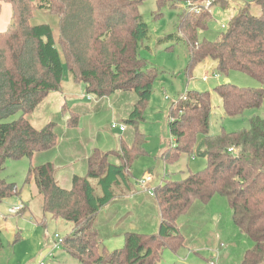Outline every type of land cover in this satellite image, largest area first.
Instances as JSON below:
<instances>
[{
    "label": "trees",
    "instance_id": "16d2710c",
    "mask_svg": "<svg viewBox=\"0 0 264 264\" xmlns=\"http://www.w3.org/2000/svg\"><path fill=\"white\" fill-rule=\"evenodd\" d=\"M226 1L213 0L212 4L224 8ZM143 2L0 0V17L5 4L12 12L11 26L0 31V203L21 193L16 183L1 177L6 162L32 159L36 153L57 146V123L49 121L36 128L27 115L34 113L51 93L62 92L67 71L90 95L101 98L116 91L138 95L125 120L136 130L132 144L120 140L113 150L96 148L88 158L87 174L74 175L71 188L56 181L53 163L29 167L25 183H35L42 196L44 216L49 214L73 225L62 237L61 246L71 258L81 264H158L164 249L177 253L185 245L178 220L194 203L208 204L221 196L232 209L235 224L253 242L241 264H264V117L252 116L248 129L212 134L208 91L190 90L185 99L180 97L171 103L168 118L173 141L161 154L168 164L186 153L206 158L207 165L155 187L154 201L161 213L156 232L127 231L124 245L113 251L103 243L96 227L101 209L133 192L132 167L148 154L147 134L140 126L146 119L160 70L140 55L149 37L140 11ZM175 2L178 0H156L158 15L167 6H176ZM253 3L261 7V13H252V2L240 6L215 41L200 40L199 36L209 25L211 8L186 10L178 24V34L188 49V73L212 58L217 73L225 78L236 70L261 82L259 88L225 80L218 86L228 116L242 115L264 103V0ZM36 12L58 19V36L51 22H35ZM167 36L174 39L178 35ZM16 115L14 120L6 121ZM80 119L78 112L71 111L67 125L78 126ZM111 155L119 158V164L109 160Z\"/></svg>",
    "mask_w": 264,
    "mask_h": 264
},
{
    "label": "rangeland",
    "instance_id": "374dc122",
    "mask_svg": "<svg viewBox=\"0 0 264 264\" xmlns=\"http://www.w3.org/2000/svg\"><path fill=\"white\" fill-rule=\"evenodd\" d=\"M189 1L196 2L197 0H178L177 3L175 2L176 6H167L160 15L157 12L156 0H144L140 6L143 21L149 29L148 40L142 44L140 55L149 64L158 68L160 74L154 83L152 98L145 112L146 119L140 126L147 134L146 149L149 154L134 163L132 167L134 178H141L145 169L152 168L155 169V172L158 170L160 172L165 164L170 178L182 179L188 174L189 169L196 172L207 165V159L199 155L190 157L186 153H182L177 161L169 164L161 157L162 152L168 147V143L173 141L169 129V106L187 91L210 92L212 102L210 133L212 134L248 129L252 116L264 117V103L259 108L247 109L242 115L228 116L224 113L222 98L217 88L224 82L225 76L219 74L218 78L214 77L217 74L214 59L207 58L196 66L192 73H188V49L178 34V24L183 12L190 9ZM247 2H252L253 14L261 13V7L253 3V0H227L224 3V8L212 4L209 7L213 10L212 18L208 27L200 31V40H217L220 34L225 31L231 15ZM11 13L10 5L5 4L0 17V31H5L11 26ZM34 20L35 22H51L54 24L52 27L58 36V19L55 16L46 12H36ZM169 34L178 36L170 39L167 36ZM205 75L209 76L207 81L202 79ZM228 78L233 84L241 87H262L261 82L256 78L240 71H231ZM71 80L69 72L66 71L62 92L51 93L34 113L27 115V118L36 128L43 127L49 121L57 123L56 133L59 143L53 152L58 154V159L61 157L66 161L73 160L74 156L69 149L73 148L74 142L83 144L84 149L81 148L79 152L80 161L76 173L85 175L87 171L81 169V164H84L82 162L84 151L90 143L102 148L106 147V142L111 141V147L116 143L115 148H117L120 138L123 136L132 144L136 130L132 125L127 124L125 119L131 107V99L138 100V95L133 91H116L110 96L99 98L83 90V84L78 85ZM70 83L80 89L69 91ZM64 105H66L65 111H63ZM71 111L81 114L78 126L67 125ZM17 117L18 115L10 117L6 121H12ZM121 125L127 128L126 132L121 131ZM42 154L45 155L48 152ZM31 164H33L32 159L28 157L8 160L1 174L2 178L16 183L21 188V193L0 203V264H41L42 262L44 264H81L71 258L63 248H54V242L57 241L56 235L61 237L67 235L73 225L70 221L54 219L49 214L44 216L42 196L35 183L33 181L25 183ZM86 165L88 166V159ZM71 168H67V175L72 173ZM146 173L153 174L151 171ZM151 186L153 187L152 183ZM135 187L137 190L141 189L138 179H135ZM217 198L224 200L228 207L217 206L214 201L213 207L210 205L209 211L206 210L207 212L197 217L199 220L209 218L213 221L220 214L225 220L226 234L218 235L208 221H203L199 226L196 223H191L184 228L188 237L194 227L202 228L200 233L202 240L198 241V246L194 249L182 247L177 253L164 249L158 264H241V258L253 243L231 219V208L227 200L221 196H217ZM20 203H23L25 211L11 213V207ZM124 242L125 239L121 243L115 239L108 241L109 250L113 251V249L122 247ZM228 251L229 255H225Z\"/></svg>",
    "mask_w": 264,
    "mask_h": 264
},
{
    "label": "crops",
    "instance_id": "0c3cea01",
    "mask_svg": "<svg viewBox=\"0 0 264 264\" xmlns=\"http://www.w3.org/2000/svg\"><path fill=\"white\" fill-rule=\"evenodd\" d=\"M72 81V80H71ZM74 82V81H73ZM76 84V83H75ZM80 85V84H78ZM69 91H78L77 86H73L72 83L69 84ZM63 88V86H62ZM82 89L85 90L84 86L82 85ZM131 99V98H130ZM131 107L128 110L127 113V118L129 117L133 105L138 101L137 99H131ZM79 113V112H78ZM80 114V113H79ZM81 116V114H80ZM126 118V119H127ZM125 119V120H126ZM127 128L122 131L126 132ZM120 140H123L127 145H131L123 136L120 138ZM59 143V140H58ZM111 141L106 142V147H100L99 145L92 144L90 143L84 151V164L82 163L81 169L84 171H87V159L90 157V155L93 153V151L98 148L103 151H110L115 149V144L114 143L111 147ZM118 144V143H117ZM170 143H168L169 145ZM84 145L81 144L80 142H74L73 148L69 149L71 151V154H73L74 159L70 161H66V159H62L61 157L58 159L57 157L58 154L56 152H53L55 148L49 150V151H44L40 153H36L33 158H32V163L34 165H40L44 164L47 162H51L55 166V179L56 181L64 188H71L72 186V178L74 175H79L76 173V168H78V163L80 161L79 157V152L81 148L84 149ZM146 147V145H145ZM147 150V149H146ZM61 152V150H59ZM43 155L42 153H47ZM148 152V151H147ZM52 153V154H51ZM149 154V152H148ZM147 154V155H148ZM146 155V156H147ZM144 156V157H146ZM57 158V159H56ZM35 159V161H34ZM109 160L112 163L119 164V158L117 156H110ZM71 162V163H67ZM69 164V165H68ZM164 164V163H163ZM68 167H72V173L70 175H67L66 170ZM163 170L159 172H155V169H145L144 173L146 172H152L153 174V181L151 182L153 187H157L160 185L164 180L169 179V171H167V166L164 164ZM189 172H193L192 170L189 169ZM134 173V171H133ZM144 173L141 175L143 176ZM160 177H159V175ZM140 177H137L135 179H139ZM156 179H159V181H156ZM172 179V178H171ZM216 202L217 206L218 205H226L224 200H220L215 196L212 201L208 204H202L200 202L194 203L190 211L181 217L178 220V228L180 229V232L185 236V245L184 247H188L190 249H194L198 246V241L202 240L200 233L202 231V228H197L194 227L191 235L188 237L186 236V230L184 228L191 224V223H196V225H200L203 221H208L210 222V225L214 228V230L218 233V235L224 236L227 232V227L225 224L224 218L221 217L220 214L213 219V221L209 220V218H203L200 219L197 217L199 215H202L203 213L207 212L210 210V205L213 207V202ZM207 210V211H206ZM194 216V217H191ZM208 217V216H207ZM215 217V216H213ZM231 219H233L232 216V209H231ZM215 220V223H214ZM161 222V213L160 210L154 201V195L149 194L148 192H145L143 190H137L135 187L133 192L130 194L123 195L119 198H117L115 201H113L111 204L105 206L104 208L101 209L97 219H96V227L99 229V232L102 236L103 243L106 246V248L109 250V245L108 241H111L112 239L118 240L119 243L123 242L124 238V233L127 231H140L144 233H154L158 230L159 225ZM188 229V228H187ZM253 243V242H252ZM252 246H250L251 248ZM113 248V247H110ZM121 248V247H118ZM116 248V249H118ZM249 249V248H248ZM247 249V250H248ZM115 250V249H113ZM246 250V251H247ZM245 251V252H246ZM229 255V251L225 253V255ZM245 254V253H244ZM244 256V255H243ZM243 258H241L242 261ZM241 263V262H240Z\"/></svg>",
    "mask_w": 264,
    "mask_h": 264
},
{
    "label": "built area",
    "instance_id": "2783aa9c",
    "mask_svg": "<svg viewBox=\"0 0 264 264\" xmlns=\"http://www.w3.org/2000/svg\"><path fill=\"white\" fill-rule=\"evenodd\" d=\"M212 2H213V0H199V1H196V2L189 1V8L193 12H199L201 7H203V6L206 7V8H209L212 5ZM200 5H202V6H200ZM214 77L218 78L219 74L217 73L216 75H214ZM202 79L204 81H207L209 79V76L205 75V76H203ZM186 93L187 92H185L181 97L185 99L186 98ZM120 129H121V131H124L126 129V127L121 125ZM230 151H233V148H230ZM152 181H153V175L151 173H146L141 178L138 179V184H139L141 190H143L145 192H148L151 195H154V189L155 188H153L151 186V182ZM23 208H24L23 203H20L17 206L11 207L10 212L11 213H18ZM56 237H57V241L54 242V248L59 249L62 246L63 238L60 235H58V234L56 235ZM41 264H44V263L42 262Z\"/></svg>",
    "mask_w": 264,
    "mask_h": 264
},
{
    "label": "water",
    "instance_id": "95a60500",
    "mask_svg": "<svg viewBox=\"0 0 264 264\" xmlns=\"http://www.w3.org/2000/svg\"><path fill=\"white\" fill-rule=\"evenodd\" d=\"M228 82H230V79L227 77L225 78V83H228Z\"/></svg>",
    "mask_w": 264,
    "mask_h": 264
}]
</instances>
